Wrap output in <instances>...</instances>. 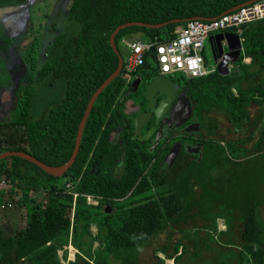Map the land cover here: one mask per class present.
<instances>
[{
    "label": "trees",
    "instance_id": "1",
    "mask_svg": "<svg viewBox=\"0 0 264 264\" xmlns=\"http://www.w3.org/2000/svg\"><path fill=\"white\" fill-rule=\"evenodd\" d=\"M254 1H71L67 22L76 27L75 31L61 32L53 39L40 67L35 47L32 49L30 84L15 90V108L8 118L0 119V155L12 153L0 157V207L6 204L5 195L21 192L27 210L23 227L9 233L0 225V264H60L58 251L63 250L66 255L70 245L77 252L68 264H136V249L174 225L182 234L173 246L172 264H177L185 253L186 261L188 255L205 249L206 235L217 227L203 209L220 205L232 209L233 221L230 225L225 223L228 230L236 221L241 225V240L235 249L231 247L230 256L218 254L210 259L211 264H264L262 185L258 191L247 186L242 199L241 181L237 178L233 183L224 178L226 189L213 187L225 175L224 166H237L242 156L264 155V18L240 26L243 54L236 62L241 67L239 74L214 71L200 77L182 76L193 116L208 136L200 162L183 158L182 153L178 163L167 168L163 161L165 151L143 150L140 142L131 138L132 123L129 130H124L128 135L122 138V149L118 142L109 140V134L126 116L121 100L129 84L123 77L125 64L93 101L78 152L61 176L17 154H28L49 167L63 166L71 159L92 96L118 68L120 40L124 36L139 32L147 37L145 41L170 39L174 28L189 19L208 21ZM214 50L218 52L216 45ZM2 69L5 66H0V89L4 90L12 83ZM157 74L154 54L150 52L143 64L131 72V78L140 76L147 83ZM255 76L260 80L252 84ZM37 85L55 89L54 96L42 104L39 112L34 110L33 102ZM252 103L259 107L253 116L249 110ZM212 112L222 113L230 123L228 130L240 133L241 138H215L218 123L211 117ZM249 141H253L251 151L246 147ZM224 150L239 156L238 160L223 161ZM153 156L156 161L151 163ZM205 159H210V164L202 168ZM119 165L121 171L117 173ZM61 178L75 184L76 198L60 185ZM211 190L228 197L210 199ZM85 194L95 197L97 203H88ZM198 219L209 222L200 226L204 233H198L196 239L184 234L182 230L196 227ZM188 242L194 249L191 254ZM162 251L167 252L166 247ZM158 262L166 264L163 258H158Z\"/></svg>",
    "mask_w": 264,
    "mask_h": 264
},
{
    "label": "rangeland",
    "instance_id": "2",
    "mask_svg": "<svg viewBox=\"0 0 264 264\" xmlns=\"http://www.w3.org/2000/svg\"><path fill=\"white\" fill-rule=\"evenodd\" d=\"M71 1L72 0H0V66H5V69H2L1 72L6 73L7 78H10L12 83L7 89H0V119L8 118L10 112L15 108L17 100L15 90H22L30 84L28 74L31 70L30 65L33 58L32 49L35 47L37 66L40 67L48 56L49 46L53 42V39L61 32L75 31L76 27L67 22V14ZM133 38H137L136 35L128 36L125 39L126 41L123 40V38L120 40V52L124 59H126L129 54V48L126 45L128 42L132 41ZM140 39L145 40L146 38L140 37ZM204 57L206 63L210 67L216 65L209 39L205 42ZM171 77L182 78V75L176 73ZM1 78H5V76L2 75ZM259 80L260 78L255 76L252 78L251 83L255 84ZM54 93L55 89L48 90L42 87V85H37L33 98L34 110L39 112L42 104L50 100L52 96H54ZM249 110L250 115L253 116L259 111V107L257 104L252 103ZM211 117L216 118L218 123V128L214 136L215 138L221 140L241 138V135H239L240 133L238 134L228 130L230 123L222 113L212 112ZM252 144L253 141H249L246 145L250 151ZM224 154L223 161H228L229 159H239L240 161L235 167L224 166V168H227L224 178L229 183H233L235 178L242 182H240L239 185V199H242L241 196L245 189H247V186L258 191V188L262 185L261 190L262 193H264V183L260 184L261 180H264V155L252 154L251 156L246 155L245 157L242 156L238 158L239 156L229 154L226 150H224ZM209 160L210 159H205L201 167L204 168L209 165ZM61 170L62 168L53 169L54 172H61ZM120 171L119 169L117 173H120ZM214 177H212V179ZM209 178L210 176H208V179ZM3 179L5 183L6 179ZM58 182L65 189H67L68 185H71V187L75 185L67 178L58 179ZM71 190L73 191L74 189ZM195 191L197 195L200 194L198 185L195 186ZM45 194L44 196H46ZM21 195V192H17L14 195H5L6 204L0 207V225L9 233L23 227L26 223L27 210L26 206L22 203ZM209 196V198L213 200H224L228 197L227 194H219L213 190L209 192ZM230 200H233V198ZM203 210L205 214L210 217L211 222L216 224L215 226L217 228L209 232L211 233L210 235H206L207 242L203 244L205 249H200L191 254L194 249L192 243L188 242V252L191 255H188L185 261V253L179 262L180 264H211L210 259L212 261L214 256L216 257L218 254L220 257L230 256V250L233 248L235 249L237 246L236 243L241 240V225L233 229L235 241L230 243L225 239L227 235H222L218 231L223 230L222 228L226 226L225 222H227L228 225L232 223L233 211L231 208L220 205L213 208L209 206V209L204 207ZM260 214L264 220V203L260 206ZM208 223L207 221L198 219L196 221V227H191V229L188 228L186 231H182L184 234L191 235L196 239L198 238V233L199 235L203 234V229L200 226ZM190 226L194 225L189 224V227ZM91 232L93 234L96 233L95 226L91 228ZM180 238H182V234L178 227H175V225L172 226L171 229L159 234L145 245L139 246L136 249V252H138L136 264H159L158 258H163L166 264H172V258L174 257V253H172L174 251L173 246ZM165 247L167 252L162 251ZM76 252V248L71 245L68 246L66 255L63 250H59V263L68 264L70 260H74ZM198 257L200 259L203 257L204 259L200 260Z\"/></svg>",
    "mask_w": 264,
    "mask_h": 264
},
{
    "label": "built area",
    "instance_id": "3",
    "mask_svg": "<svg viewBox=\"0 0 264 264\" xmlns=\"http://www.w3.org/2000/svg\"><path fill=\"white\" fill-rule=\"evenodd\" d=\"M262 18H264V0H256L208 21L201 18L189 19L174 28V37L170 39L159 40L155 38L145 41L138 37L133 38L132 41L127 43L129 48L127 58L122 57L123 64H125L123 77L127 82H130L131 72L143 64L146 54L150 52L154 54L159 74L162 75L172 76L180 73L185 78H193L217 71V62L220 59L223 60V57H220L217 62L215 61V66L210 67L204 57L206 40H210L212 52L215 51L214 45H216L225 54L228 51V41L226 38L217 40V34L233 32L241 40L242 29L240 26ZM229 28H236V30L229 31ZM241 54H243V48ZM243 61L247 62L248 58L244 57ZM236 62L230 63L228 60V67L237 64ZM73 187L74 185L72 187L68 185L66 190L71 191L74 198H76L78 194L76 191L71 190ZM85 197L88 203H97L95 197L90 194H85Z\"/></svg>",
    "mask_w": 264,
    "mask_h": 264
},
{
    "label": "flooded vegetation",
    "instance_id": "4",
    "mask_svg": "<svg viewBox=\"0 0 264 264\" xmlns=\"http://www.w3.org/2000/svg\"><path fill=\"white\" fill-rule=\"evenodd\" d=\"M137 77L141 80V82L136 86L132 84V82H135ZM168 77H170L169 79L171 82L177 87L176 97L182 92H185L184 81L182 78ZM145 82L146 80L140 76H136L131 78L129 84L126 86V89L121 96V100L124 105L123 111L126 116L123 117V122L118 125V128L109 134V140L113 143L118 142L119 148L122 149V138L124 134L125 136L128 135V131L124 132V130H129V125L132 123L133 136L131 138L138 140L140 142L141 149L143 150L148 149L151 153H162L165 151L163 161L167 168H171L174 164H177L180 156L183 154V158L200 162L205 155L204 140H207L208 136L205 133V129L202 128L201 123L194 118L193 107L191 117L186 122L179 125L180 122H182L187 116L186 108L183 106L179 112L175 111L173 107L176 102V98H174L171 102L165 101L162 105H160V101L164 98L163 96L158 98L154 96L151 106H148L149 102L143 95L145 90L143 85ZM153 109H158L160 112L159 117L154 114ZM139 115L140 133L135 134V118ZM175 144H181V146L179 147V152L174 158L172 164L168 166L166 157ZM197 151L200 152V155L197 154ZM155 161L156 156H153L151 163ZM120 163L122 164V162ZM120 166L122 165H119L117 168H121ZM224 177L225 175L223 174V176H221V180L217 182V186H213L215 189H226V180Z\"/></svg>",
    "mask_w": 264,
    "mask_h": 264
},
{
    "label": "water",
    "instance_id": "5",
    "mask_svg": "<svg viewBox=\"0 0 264 264\" xmlns=\"http://www.w3.org/2000/svg\"><path fill=\"white\" fill-rule=\"evenodd\" d=\"M157 26H159V25H157ZM216 38H217V40H224L226 38L228 41V51L225 54H223V50L219 47H218V53L213 51V56H214V59L216 62L218 61V59L220 57H223V60L220 59L217 62V71L222 75H237V74H239L241 72L240 65L235 64L229 68L227 61L229 60L230 63H235L238 60V58L241 54V49H242V43H241L240 37L233 32H225L224 34H221V33L217 34ZM114 49H115V47H114ZM122 65H123V58L121 56L119 58V65H118L117 70L104 82L103 86H101L92 96V98L89 102L86 114H85L84 118L82 119L80 126H79L75 150L73 152L71 159L66 164H64L63 166H60V167H49V166L39 162L34 157H32L28 154H25V153H17V154L22 155L23 157H25V158L31 160L32 162L38 164L40 167H42L44 170H46L47 172H49L51 174L59 175V176L62 175L64 173V171L71 165V163L73 162V160H74V158L78 152L79 143H80V139H81V136L83 133L85 120H86L87 114L89 112V109L91 108V106L93 104V101L95 100L96 96L99 94L101 89L104 87V85L107 84L114 76H116L120 72ZM169 78L170 77H168L166 75H162V74H157V75L153 76L149 81H147L146 85L144 86L145 90L143 92V95L149 102L148 106H151V102H152L154 96H156L157 98L160 96L164 97L160 101V105H162L165 101L171 102V101H173L174 98H176V100H175L176 102L174 104L173 109H175V111L179 112V110H181L182 107L184 106L187 110V116L184 118V120L182 122H180L179 125H181L191 117V112H192L191 100L189 99V97L186 95L185 92H182L179 96L176 97L177 87L175 86V84H173L171 82V80ZM140 82H141V80L138 79V77H137L135 82L133 81L132 84L137 86ZM172 91H173V94H172ZM153 112L157 117H159L160 112L158 111V109H153ZM139 118H140V115L135 118V130H134L135 134L140 133ZM160 130H161V128H160ZM156 140H157V138H156ZM180 146H181V144H175L172 147V149L170 150V152L168 153V155L166 157V162L168 163V166H170L172 164L174 158L176 157V155L179 152ZM8 154H12V153H10V152L4 153V154H1L0 157H4ZM197 154L200 155V152L197 151ZM56 168H62L61 172H54L53 169H56Z\"/></svg>",
    "mask_w": 264,
    "mask_h": 264
},
{
    "label": "crops",
    "instance_id": "6",
    "mask_svg": "<svg viewBox=\"0 0 264 264\" xmlns=\"http://www.w3.org/2000/svg\"><path fill=\"white\" fill-rule=\"evenodd\" d=\"M132 35H136V37L140 36L141 38H143V36H144L142 33H139V32L132 33V34H130L128 36H132ZM128 36L123 37V40H125ZM140 37H138V38H140ZM144 38H147V37H144ZM233 225H234V227L231 230L230 229L228 230L227 225L224 228H222L223 230H218V231H220V233L222 235H225V236L227 235V238H225L227 240V242L235 241L234 240V236L235 235H234L233 229H235L236 227L240 226V224L238 222H235Z\"/></svg>",
    "mask_w": 264,
    "mask_h": 264
},
{
    "label": "bare ground",
    "instance_id": "7",
    "mask_svg": "<svg viewBox=\"0 0 264 264\" xmlns=\"http://www.w3.org/2000/svg\"><path fill=\"white\" fill-rule=\"evenodd\" d=\"M148 40V39H147ZM126 41V40H125ZM128 41V40H127ZM124 42V41H123ZM127 46V45H126Z\"/></svg>",
    "mask_w": 264,
    "mask_h": 264
}]
</instances>
